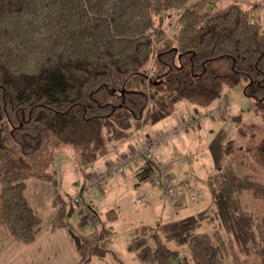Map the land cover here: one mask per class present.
<instances>
[{
	"label": "trees",
	"instance_id": "1",
	"mask_svg": "<svg viewBox=\"0 0 264 264\" xmlns=\"http://www.w3.org/2000/svg\"><path fill=\"white\" fill-rule=\"evenodd\" d=\"M221 5L222 0H0V225L8 235L24 245L37 240L43 218L27 197V180L51 181L63 145L101 149L107 127L122 135L114 115L129 109L139 118L148 104L139 83L164 82L180 101L206 110L202 120L217 121L225 112L209 111L221 102L226 111L224 87L246 80L245 93L264 123V17L238 0ZM155 58L163 68L153 77ZM219 63L228 72L220 73ZM236 121L245 142L227 140L225 152L239 172L249 170L264 182V128L241 117ZM163 144L168 142L158 143L157 156ZM147 170L141 166L137 175L146 180ZM155 187L172 209L164 189ZM262 204H255L254 214L264 245ZM107 218L117 220V210ZM233 241L218 229L193 235L190 261L179 264H263L242 258ZM127 250L145 264H172L181 255L158 232L138 235ZM90 262L88 257L79 264Z\"/></svg>",
	"mask_w": 264,
	"mask_h": 264
},
{
	"label": "rangeland",
	"instance_id": "2",
	"mask_svg": "<svg viewBox=\"0 0 264 264\" xmlns=\"http://www.w3.org/2000/svg\"><path fill=\"white\" fill-rule=\"evenodd\" d=\"M238 1L246 7L255 6L257 13L264 17V0ZM227 2L222 0L221 6ZM162 66L156 60L153 77L162 73ZM216 68L220 73L228 72L226 64L219 63ZM145 71L141 77H145L148 72ZM246 82L243 80L233 88L224 87L223 96H227L228 107L221 120L213 121L204 116L202 123L209 121L204 128L201 125L189 134L182 133L179 141L172 139L168 143L172 147L167 159L175 167L172 170L175 186L179 185L181 189L179 212L170 211L169 202L163 197V191L155 187L149 170L145 180L137 175L136 167L128 168L125 171L127 177L117 174L116 181H109L110 184L100 190L91 185L87 175L97 173L92 164L108 156L100 155L93 145L84 146H92L93 152L90 149L83 151V147L77 145H63L55 154L51 181L34 177L27 180V197L43 218L37 240L33 244H21L0 225V264H79L88 257L90 264H145L127 250V243L138 235L150 237L151 232H158L170 248L181 252L172 262L179 264L190 261L188 241L193 235L216 229L232 236L235 249L242 258L264 264V245L257 228V214H254L259 208L255 204L264 203V182L249 170L239 172L224 145L227 140L245 142L238 134L237 117L244 123H256L264 128L254 99L245 93ZM130 86V89H137L133 83ZM138 87L145 89L148 104L137 119L129 109H121L114 115L115 127L123 135L118 138L113 128L107 127V132L103 133L107 151L111 145L122 143L124 146L136 138H142L141 143H144L149 136L167 130L178 121L176 115L183 110L179 102L183 97L178 92L170 91L164 82L150 87L143 82ZM149 109L151 112L146 121ZM201 113L206 114V110L202 109ZM141 127L145 128L143 136ZM161 164L166 166L171 182L174 181L170 165ZM132 177L137 180L132 181ZM142 184L147 185L153 195L151 200L143 201V197H139L144 190ZM199 192L204 193L205 201L192 202L191 194ZM100 208L99 217L97 209ZM111 209L117 210L115 221L107 218ZM227 263L231 264L229 260Z\"/></svg>",
	"mask_w": 264,
	"mask_h": 264
},
{
	"label": "built area",
	"instance_id": "3",
	"mask_svg": "<svg viewBox=\"0 0 264 264\" xmlns=\"http://www.w3.org/2000/svg\"><path fill=\"white\" fill-rule=\"evenodd\" d=\"M225 107V103L221 102L218 107L212 109L209 113L211 116H218L219 113L225 109ZM200 119V114L193 119H184L178 127L158 135L151 143H145L142 147L124 157L120 162L116 163L108 170L109 173L107 172L94 175L91 178V185L101 186L105 182L107 175L111 173H124L126 169H128L135 161H142L144 163V167L150 170L149 172H151L156 185L164 189L165 197L171 199L173 201V207L178 209L179 205L176 203L178 192L176 187L168 178L169 176L165 171V166L160 163L156 155L157 145L158 143H166L170 139L178 137L181 132L188 130L189 127L199 125ZM191 199L196 202H201L203 201V195L198 193L192 195ZM76 201L78 202L77 199Z\"/></svg>",
	"mask_w": 264,
	"mask_h": 264
},
{
	"label": "crops",
	"instance_id": "4",
	"mask_svg": "<svg viewBox=\"0 0 264 264\" xmlns=\"http://www.w3.org/2000/svg\"><path fill=\"white\" fill-rule=\"evenodd\" d=\"M152 98H153V100H154V97L152 96ZM179 102H181V107H182V112L181 113H177V115H176V118H178V121L176 122V124L175 125H172L171 127H169L167 130H169L170 128H173V127H175L176 125H178V124H180V120L181 119H183V118H190L191 116H193L194 114H196L197 112H198V108L195 106V105H193V104H189V103H187V102H185V101H179ZM151 109H149L148 110V112H147V114H146V116H145V120L147 121V119H148V116H149V114H150V111ZM137 119V118H136ZM138 121V120H137ZM137 123V122H136ZM207 123H209V121L207 120L205 123H202L201 125H203V128H204V125L205 124H207ZM117 125H118V123H117ZM121 126V128L122 129H124L125 127H123V125H120ZM135 127H136V124H135ZM199 127H201V126H199ZM145 130V128L144 127H141V135L143 136L144 135V131ZM167 130H161V131H157L156 133H155V135H160L161 133H163L164 131H167ZM105 132H107V130H105L104 131V133ZM185 133H187V132H185ZM189 133H191V132H188L187 134H189ZM184 134V133H183ZM123 135V134H122ZM122 135H118V138H122ZM155 135H151V136H149V138H152V137H154ZM182 135V134H181ZM181 135L179 136V137H177V138H175V139H177V141H179V139H182V138H180L181 137ZM121 136V137H120ZM143 141V139L142 138H139V139H135L134 141H133V143H132V141L130 142V143H128L127 145H122V143L120 144H115V145H111V148H110V150L109 151H107L106 150V144L104 145V147L102 148V149H98L100 152V155H107L108 156V158H102L101 160H99V161H96L95 163H93L92 164V167H94V169L96 170V172L97 173H99V172H102V173H107L108 172V170L111 168V167H113L116 163H118L119 161H121L124 157H126V156H128L130 153H133L135 150H137L138 148H139V146L142 144L141 142ZM168 145V144H167ZM165 147V146H164ZM172 146H167V147H165V148H162V147H160V149H158V153H159V158H160V160L163 162V163H165V164H168V165H170V171H171V173H172V170L175 168H173V164H171V162H169L170 161V159H167V158H169V155H170V148H171ZM85 149H90V151H94L93 150V148H92V146H91V148H83V151L85 150ZM174 150V149H173ZM173 150H171V151H173ZM115 163V164H114ZM95 165L97 166L96 168H95ZM142 166V163L140 162V164H137L136 162L135 163H133V165H132V167H131V169H133V168H135L136 167V169H137V171H140V167ZM97 173H89L88 175H87V177H88V179H89V181H91V178L95 175V174H97ZM109 173V172H108ZM118 173H111V174H109V175H107V177H106V181L104 182V184L102 185V186H96V187H99V189L101 190V189H104V187H105V185L107 184V185H109L110 184V182L109 181H116L115 179L118 177V176H115V175H117ZM124 176H123V178H125V177H127V175L124 173L123 174ZM172 175H173V180H174V182H176V178H175V176H174V174L172 173ZM112 176H115V177H113V178H111ZM131 180L132 181H136L137 179H136V177H132L131 178ZM177 184V183H176ZM178 185V184H177ZM179 186V185H178ZM141 188L142 189H144V190H141V192L142 193H140V196L139 197H143V201L145 200V199H147L148 198V200H151L152 199V194L149 192V189H148V187H147V185H145V184H142V186H141ZM160 190V189H159ZM180 191H181V189H180ZM147 204H149V202L147 201L146 202ZM91 204H93V203H91ZM152 204V203H151ZM149 206H150V204H149ZM95 208H97V207H95ZM169 209H170V206H169ZM97 211H98V216L100 217V215H101V208L100 209H97ZM170 211H171V209H170ZM180 211V210H179ZM178 211V212H179Z\"/></svg>",
	"mask_w": 264,
	"mask_h": 264
}]
</instances>
